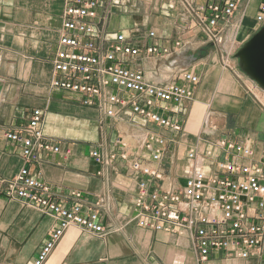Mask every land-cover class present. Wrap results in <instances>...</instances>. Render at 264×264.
<instances>
[{"label":"crops","instance_id":"crops-1","mask_svg":"<svg viewBox=\"0 0 264 264\" xmlns=\"http://www.w3.org/2000/svg\"><path fill=\"white\" fill-rule=\"evenodd\" d=\"M171 2L106 0L112 10L109 32L131 34L139 29V34L151 29L156 43L173 49L168 57L142 58L140 68L147 77L156 79L155 70L165 76L169 66L177 65L200 78L192 100L178 113L182 130L167 134L168 153L159 163L164 185L181 182L185 153L195 144L204 150L227 137L249 144L256 155L264 150V91L257 90L259 97L250 94L220 62L221 53L233 50L237 63L235 52L260 27L255 20L260 1L243 0L233 16L220 23L218 45L189 28ZM65 4V0H0V178H12L25 165L19 145L4 133L23 126L31 110L39 108L43 131L59 143L60 152L42 154L40 163L28 164L29 169L39 171L54 187L56 200L67 207L80 202L84 208H96L108 194L112 217L103 222L120 229L99 236L71 226L44 264H264V241L262 251L248 258L217 251L200 261L189 236L136 224L133 197L144 176L133 174L119 159L106 175L97 174L100 167L90 157V148L104 139L110 143L117 133L135 145L134 124L139 119L126 114L125 120L105 122L102 128L97 112L82 106L77 94L50 86ZM177 39L183 42L181 48H173ZM55 224L52 214L0 195V264H32Z\"/></svg>","mask_w":264,"mask_h":264},{"label":"built area","instance_id":"built-area-1","mask_svg":"<svg viewBox=\"0 0 264 264\" xmlns=\"http://www.w3.org/2000/svg\"><path fill=\"white\" fill-rule=\"evenodd\" d=\"M242 1L171 3L189 28L218 45L220 23L232 17ZM65 3L50 86L77 94L82 106L97 112L102 128L105 122L125 120L126 114L139 119L134 124L138 130L135 145L117 133L110 143L104 139L90 148V157L100 167L97 174L106 175L119 159L133 174L144 176L138 179L133 197L136 224L189 236L200 261L217 251L231 258L259 254L264 241V150L256 155L249 144L227 137L218 138L204 150L195 144L185 153L186 165L179 176L184 183L164 185L159 163L168 153L167 134L182 130L178 113L192 100L199 76L172 65L165 76L155 70L156 79L147 77L140 68L142 58H164L173 51L154 41V30L109 32L112 10L106 0ZM255 20L264 24V0H260ZM182 45L177 39L173 48ZM232 53L220 54L222 66L256 96L261 89L239 70L231 60ZM43 116L41 109L34 108L23 126L4 133L7 140L19 145L25 165L12 178H0V195L18 198L56 219L32 264H44L71 226L99 236L120 229L103 222L112 217L108 194L96 202V208H84L80 202L67 207L56 200L54 187L40 177V172L29 169L28 164L40 163L42 154L60 152L59 143L43 131ZM72 195L80 198L78 192Z\"/></svg>","mask_w":264,"mask_h":264},{"label":"water","instance_id":"water-1","mask_svg":"<svg viewBox=\"0 0 264 264\" xmlns=\"http://www.w3.org/2000/svg\"><path fill=\"white\" fill-rule=\"evenodd\" d=\"M239 70L264 91V24L235 52Z\"/></svg>","mask_w":264,"mask_h":264},{"label":"rangeland","instance_id":"rangeland-1","mask_svg":"<svg viewBox=\"0 0 264 264\" xmlns=\"http://www.w3.org/2000/svg\"><path fill=\"white\" fill-rule=\"evenodd\" d=\"M259 1H260V0H259ZM244 9H245V8H244ZM178 14H180V13L178 12ZM260 26H262V25H260ZM231 60L234 61V59H233L232 57H231ZM246 90H247V89H246ZM247 91H248V90H247ZM248 92H249V91H248ZM249 93H250V92H249ZM250 94H251V93H250ZM252 95H253V94H252ZM255 95L258 96V97L260 96V94L258 93V91L255 92ZM260 98H261V97H260ZM181 183H182V184L184 183V180H183V179H181Z\"/></svg>","mask_w":264,"mask_h":264},{"label":"bare ground","instance_id":"bare-ground-1","mask_svg":"<svg viewBox=\"0 0 264 264\" xmlns=\"http://www.w3.org/2000/svg\"><path fill=\"white\" fill-rule=\"evenodd\" d=\"M260 25H261V24H260ZM257 30H258V29H257ZM207 120H208V118L205 119V121H207ZM208 121H209V120H208Z\"/></svg>","mask_w":264,"mask_h":264}]
</instances>
